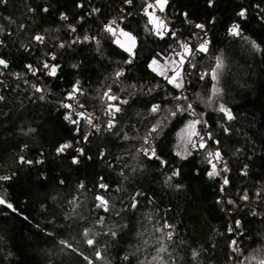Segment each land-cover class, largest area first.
<instances>
[{"label": "trees", "instance_id": "1", "mask_svg": "<svg viewBox=\"0 0 264 264\" xmlns=\"http://www.w3.org/2000/svg\"><path fill=\"white\" fill-rule=\"evenodd\" d=\"M154 2L0 3V40L4 42L0 57L9 65L0 68L4 73L0 76L4 81L0 96L5 98L0 101V176L12 177L0 181V194L16 209L0 205V264H88L85 256L93 264H256L252 256L257 261L264 258V196L255 195L264 191V0H215L211 7L208 0H169L162 14L177 38L194 48L202 38L211 41L207 54H196L195 69L184 65L183 89L167 84L148 68L154 57L163 64L164 57H174L179 50L176 38L160 39L145 30L148 18L143 9L146 3ZM80 3L83 8L77 7ZM44 8L49 11L44 12ZM93 8L100 11L89 15ZM242 9L247 10L245 19L237 15ZM61 13L69 19L62 20ZM114 18L137 37L131 64L125 63L128 53L102 32L104 24ZM233 23H239L243 36L255 40L262 50L257 52L248 41L228 35ZM70 24L76 27L75 33L69 30ZM195 24L205 25L206 37ZM36 34L45 37L43 44L33 40ZM84 35L96 37L99 49L95 41L71 43ZM60 43L69 46L60 48ZM217 55L225 61L218 84L222 94L212 97L209 104L216 82L210 76L203 80L199 77L214 66ZM44 61L59 65L56 76L46 74ZM28 64L41 71L32 75L25 67ZM118 70L124 75L114 83ZM15 73H20L21 79ZM77 81L84 94L74 100L73 109L99 113L100 131L81 120L78 134L77 126L64 119L69 109L61 104H69L66 97ZM32 84L44 91L36 92ZM131 85L136 88L131 89ZM109 87L113 94L129 100L117 113L116 127L111 131L105 130L108 117L102 114L107 101L100 99ZM42 95L44 99H40ZM177 96H186L187 100H177ZM77 101L84 107L79 108ZM188 103L202 114L208 125L205 131L212 132L220 145L205 136L206 149L189 146L191 156H176L178 133L192 120L190 113L184 112L170 117L154 140L157 154L166 165L140 153L148 129L166 116L168 109ZM152 104H160L161 112L150 114ZM220 104L232 111L234 120L227 121L217 110ZM221 124L229 128L228 134ZM125 134L129 139H124ZM84 135L89 136L87 142ZM66 142L73 147L57 155V147ZM217 147L230 169L222 173L229 179L224 192L220 191L221 177L207 176L210 165L206 154ZM77 148L84 149L85 154L79 157V164H73ZM20 157L33 163H21ZM245 165L246 176L241 174ZM174 169H179L180 175L166 183ZM81 183L84 188L79 187ZM101 183L108 186L106 191L98 187ZM177 184L181 187L176 188ZM245 191L250 198L247 202L240 199ZM138 192L143 195L136 196ZM98 194L109 201L108 212L96 208ZM133 197L138 201L135 209L131 208ZM227 198L235 203L228 204ZM101 217L102 224L98 222ZM236 220L242 222L244 232L238 238L239 252L229 246L235 236L228 226ZM165 222L174 226L171 241L156 231ZM109 229L117 231L116 238L105 234ZM85 230H91L87 238L95 236L97 242L92 247L85 242ZM162 239L168 249L160 254L163 262L153 259ZM61 241L71 244L75 251ZM97 250L103 259H96ZM194 250L199 253L195 258ZM125 255L129 260L123 259Z\"/></svg>", "mask_w": 264, "mask_h": 264}, {"label": "snow or ice", "instance_id": "2", "mask_svg": "<svg viewBox=\"0 0 264 264\" xmlns=\"http://www.w3.org/2000/svg\"><path fill=\"white\" fill-rule=\"evenodd\" d=\"M215 0H208V4L211 7L214 4ZM0 3H7V0H0ZM123 3L126 5H131L132 0H123ZM169 4V0H155L154 3H146L145 7L143 9L144 15L148 18L147 23L145 26V30L149 32L150 34H153L160 39H164L166 36H171L173 38L177 39V45L179 50H175L174 57H164L163 58V64H161L160 60L157 58H153L151 62L148 64V68L153 72L156 73L158 76L163 77V79L167 82V84L172 85L176 89H183L185 86V75L186 70L184 68V65L187 63L191 66V68H196L195 57L197 53H205L207 54L209 52V45L211 41L207 38H202L201 42L194 48L190 46V44L187 41H182L179 38H177V34L174 30L170 29L168 23L165 19H162L160 16L156 14L157 9L159 12L163 13ZM77 7L83 8L84 4L80 3L77 4ZM151 9V11H150ZM31 11H34L31 10ZM44 12H48V8L43 9ZM100 9L93 8L91 10V13H98ZM246 9H242L240 12L237 13V15L241 19L246 18ZM187 18V13L183 14ZM60 18L62 20L67 21L69 17L61 13ZM83 17H80V20L83 21ZM191 23V21H188ZM69 30L73 33L77 31L76 27L73 25H68ZM195 28L200 29L201 32L204 33L205 37L207 36V33L205 31V25L204 24H195ZM3 31V28L0 27V32ZM102 32L107 34L109 37L112 38V42L116 44L119 48H121L124 52L128 53L129 59L125 61L126 64H131L133 59L136 56L135 49L137 47V37L133 35L131 32L125 31L123 28L120 27V24L117 22V20L114 18L108 23L104 24L102 28ZM228 35L232 37H241L245 41H248L251 44V47L257 51L260 52L261 46L256 43L255 40H251L247 36H243L241 25L239 23H233L229 29H228ZM33 40L36 41L39 44H43L45 42V37L40 34H36L33 37ZM95 41L97 44V47L99 49L100 41L96 39V37H89L88 35H84L81 39L79 36H77L71 43H84V42H90ZM3 41L0 40V45H3ZM60 48H65L66 46L64 43H60L58 45ZM160 56L161 54H157ZM51 59L55 60L56 56L54 54L51 55ZM214 66L210 69L200 73V79H205L206 76H210L213 81L216 83L213 84L211 89V96L208 98V103H211L212 97L219 96L222 94V89L218 86L220 76L223 74V70L225 68V61L222 55H217L214 57ZM9 67L8 62L5 58L0 57V68L7 69ZM29 72L32 73V75H37L38 72L41 71L39 68H34L31 64H28L25 66ZM73 67H76V65H73ZM43 69L47 70L46 74L49 76H56L57 71L59 69V65L57 64H49L47 61L43 62ZM4 75L3 72H0V76ZM17 79H21L20 73L14 74ZM124 75V72L122 70H118L115 72V79L114 83L119 81V78ZM4 81L0 80V84H3ZM24 83L27 84L28 81L24 80ZM31 87L36 92H43L44 89L39 87L37 84H32ZM159 87V86H158ZM131 89H135L136 85H131ZM123 91V89H122ZM151 92V90H149ZM83 90L79 86V81H77L73 86L71 91L68 93V96L66 99L69 100H76L78 95H83ZM130 95H135V92H130ZM185 99L187 100L186 96H177L175 99ZM5 98L4 96H0V101H3ZM40 99H44V96L42 95ZM100 99L102 101H107V103L103 106V115L107 116L108 119L106 120V129L107 131H111L113 128L116 127V115L117 113L122 112V106L127 105L129 103V100L122 99L121 97L115 95L112 93L111 88L109 87L108 90L104 91ZM77 105L79 108H83V104H79L77 101ZM61 106L65 109H69L68 113L64 116V119L68 121L70 124L77 126L76 132L79 134L81 129L79 127L81 120L85 121L87 125L94 128L96 131H100V124L97 122L99 120V117H94L91 113H86L84 111H75L73 109L72 104L68 103H62ZM220 113H222L227 121H232L235 119V117L232 114V111L227 108L224 104H220L218 109ZM150 114H157L161 112V105L160 104H152L149 109ZM189 112L193 117H197L195 119L189 120L185 127L181 129V132L178 133L180 137V143L177 145V151L175 152L176 156H179L181 159H187L189 156L192 155V151L189 150V146L191 149L196 150H203L208 147L207 142L205 140V136H207L208 140H212L217 146L220 145V141L214 139L212 132L205 131V129L208 128L207 122L202 119V114L200 116H197V113L193 109L192 103H188L186 107H182L180 105H177L175 110L168 109V114L166 116H163L161 119L157 120V122L152 125L150 129H148L147 133L143 136V145L138 151L142 153L145 157L148 159H155L159 160L161 165H166V161L163 160L156 151V147L154 146V140L156 137L159 136V134L163 131V126L166 124V122L169 120L170 117H176L178 114ZM78 117L77 119H74L73 117ZM198 125H202V129H198ZM221 127L223 128V131L225 134L229 133V128L224 127L223 124H221ZM29 131H34V129H29ZM84 141L87 142L89 139L88 135H84L83 137ZM124 139L127 140L129 137L125 134ZM73 145L71 142H66L59 147H57L56 152L57 155L63 154L67 149L72 148ZM240 149H237V152H239ZM76 152L78 153V156H75L72 158L73 164H79L80 163V156H83L84 149L77 148ZM206 159L208 164L210 165V170L207 173V176L209 179H215L216 177H221L222 184L220 185V191L224 192L225 186L229 185V179L227 176H222V173H227L230 171L227 165V161L224 160V157L219 149V147L216 148L215 151H208L206 154ZM21 163H27L32 164L33 161L25 160L23 157H20ZM36 163H42V161H36ZM135 171V169H134ZM242 175H247V165L244 166V169L241 172ZM180 175L179 169H174L171 172V175H169L166 178V183L170 182L173 177H177ZM12 177L11 176H0V181H8ZM103 179V178H101ZM63 183V181H61ZM80 188H84L83 183L79 185ZM100 189L107 190V185L101 183L98 185ZM176 188H180L181 185H175ZM143 195L142 193H137L136 196ZM256 197L260 198L264 196V191H257ZM240 199L242 201H249V195L245 191L241 196ZM95 200L96 208L103 209L105 212H108L110 210L109 208V201L105 199L103 195H96ZM75 201H72L74 203ZM221 201H217V203H220ZM137 199L136 197L132 198V204L131 208L135 209L137 207ZM228 204H234L235 202L233 200H228ZM0 205H5L9 209H12L13 211H16V209L13 207V205L8 202L4 195L0 194ZM257 213L253 211L252 215H256ZM99 223H103V217L100 218L98 221ZM241 221L236 220L235 221V229H239L241 227ZM231 225L228 227V231L231 233L235 230ZM157 232H160L164 239L167 241H171L174 235V226L171 224H168L165 222L160 228L156 229ZM91 230H85L84 236L87 238L90 236ZM106 235H110L113 238H116L118 233L117 231L113 229H109L108 232L105 233ZM99 235V233L95 234ZM87 245L90 247L94 246L96 244L95 236L93 238H87L86 241ZM160 247L157 249V256L153 257L154 260H160L163 262V257L160 255L161 253H166L168 251L167 247L164 244V240L162 239L159 241ZM61 244H63L66 248L72 249V245L68 244L66 241H61ZM230 248L233 252H239V243L236 239H233L230 243ZM75 251V249H72ZM199 253L197 251L192 252L193 258L198 256ZM95 257L97 260L103 259V256L99 250L96 251ZM85 260H88V264H93V261L90 260L87 256L84 257ZM125 261L129 260V256L125 255L123 257ZM247 259V258H246ZM253 261H256V264H264V258L256 260L255 256H252L250 258ZM143 264V262H141Z\"/></svg>", "mask_w": 264, "mask_h": 264}, {"label": "built area", "instance_id": "3", "mask_svg": "<svg viewBox=\"0 0 264 264\" xmlns=\"http://www.w3.org/2000/svg\"><path fill=\"white\" fill-rule=\"evenodd\" d=\"M1 72V71H0ZM75 101L74 100H69V104H74ZM194 109V108H193ZM195 112L197 113V116H200V114H198V112L196 111V109H194ZM103 112V111H102ZM93 114L94 117H100V114L99 113H91ZM190 116L192 117V119H195L197 117H193L191 114ZM98 122V121H97ZM91 127V126H90ZM213 151V150H211ZM230 200L229 198L226 199V201ZM229 225H231L234 229H235V223L234 222H231ZM229 227V226H228ZM234 234L235 236V239L238 241V238L242 237L244 235V232L242 231L241 227L239 229H235L233 232H231Z\"/></svg>", "mask_w": 264, "mask_h": 264}, {"label": "rangeland", "instance_id": "4", "mask_svg": "<svg viewBox=\"0 0 264 264\" xmlns=\"http://www.w3.org/2000/svg\"><path fill=\"white\" fill-rule=\"evenodd\" d=\"M156 14L158 15V16H160L162 19H165L164 17H163V14L161 13V12H159V10L157 9V11H156ZM166 20V19H165ZM197 111V110H196ZM199 114V113H198Z\"/></svg>", "mask_w": 264, "mask_h": 264}]
</instances>
